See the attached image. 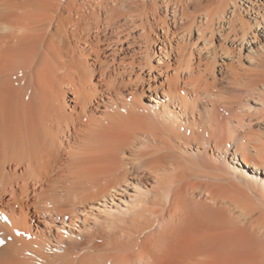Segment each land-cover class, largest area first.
Here are the masks:
<instances>
[{
  "label": "bare ground",
  "instance_id": "bare-ground-1",
  "mask_svg": "<svg viewBox=\"0 0 264 264\" xmlns=\"http://www.w3.org/2000/svg\"><path fill=\"white\" fill-rule=\"evenodd\" d=\"M3 213L0 264H264V0H0Z\"/></svg>",
  "mask_w": 264,
  "mask_h": 264
}]
</instances>
